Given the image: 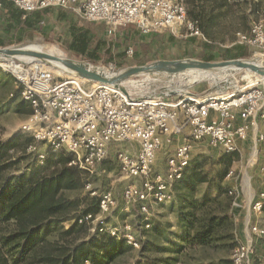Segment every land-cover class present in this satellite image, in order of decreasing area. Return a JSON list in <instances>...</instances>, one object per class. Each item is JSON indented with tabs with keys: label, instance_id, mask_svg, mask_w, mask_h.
Segmentation results:
<instances>
[{
	"label": "built area",
	"instance_id": "2783aa9c",
	"mask_svg": "<svg viewBox=\"0 0 264 264\" xmlns=\"http://www.w3.org/2000/svg\"><path fill=\"white\" fill-rule=\"evenodd\" d=\"M5 2L25 13L47 7L70 10L85 20L104 22L111 38L128 25H135L142 35L164 31L184 38L203 35L199 20L188 17V0H0V9ZM236 43L247 44L254 56L262 57L264 21L253 22L248 32L238 31ZM126 52L128 57L135 56L131 46ZM0 65L16 75L23 88L21 98L31 106L23 132L47 147L43 150L35 144L29 151H36L40 160L49 148L66 151L73 155L69 165L91 172L116 156L128 181L123 197L138 208L144 231L151 230L154 209L173 200L174 187L201 142L229 155L250 149V159L264 176V77L250 74L246 83L209 94L137 98L117 86L73 75L57 79L40 62L15 59ZM162 154L163 165L159 162ZM233 173L230 170L227 177ZM229 195L233 210L241 206L236 189H230ZM99 197V212L84 215L80 222L139 248L142 239L132 223L113 225L107 219L117 206L113 190ZM247 213L264 215V190L250 201ZM244 224V235L236 231L232 264H255L257 257L264 264L258 249L264 241V225L252 217Z\"/></svg>",
	"mask_w": 264,
	"mask_h": 264
},
{
	"label": "rangeland",
	"instance_id": "374dc122",
	"mask_svg": "<svg viewBox=\"0 0 264 264\" xmlns=\"http://www.w3.org/2000/svg\"><path fill=\"white\" fill-rule=\"evenodd\" d=\"M188 17L199 18L203 35L199 40L213 43L224 51L225 47L236 43L238 31L246 32L255 21H264V0H188ZM59 8H53L51 13L45 16L36 28L25 29L20 27L14 31L11 37L4 32V25L0 17V35L9 38L10 44L0 47L29 46L49 52L58 49L64 55L81 59L94 67L98 66L107 72L113 73L125 67H120L115 61L104 65L101 62L92 63L82 56H77L66 49V23L57 19ZM1 12V11H0ZM1 16V13H0ZM136 29V28H135ZM137 32L134 31V33ZM171 32V31H170ZM183 32H185L183 30ZM119 32L112 38L104 33V36L113 43L114 52L119 53L131 46L136 52L134 57H128L129 61H138L146 52L151 61L163 60L162 51L154 49L150 51V42L143 43L139 40L138 32L134 40L122 41ZM171 34H173L171 32ZM181 38L175 35L171 38ZM180 45V44H179ZM146 47V48H145ZM179 48H181L179 46ZM185 52L180 58H198L200 51ZM181 53V52H180ZM256 57V56H251ZM201 59V58H200ZM222 60V59H219ZM146 65V64H133ZM129 67V66H127ZM52 69V68H51ZM57 79L67 75L57 68H53ZM251 72L240 71H213L187 73L186 75L167 77H155L151 75H138L130 78L123 85L129 94L137 98H146L149 95H179L180 93L192 92L200 94L214 93L227 89L239 83H246ZM254 75V74H253ZM88 86L90 84L86 83ZM22 85L14 73L0 65V136L7 140L15 134L28 135L23 132L22 125L31 114V106L21 104ZM176 91L177 93H171ZM182 91V92H181ZM46 150L43 144H40ZM65 151H55L51 154V161H40L39 174H49L53 165ZM223 151L213 148L206 142H201L194 148L193 159L182 181L174 187L175 196L171 202L156 207L153 211V223L151 230L144 231L141 226L138 208L125 202L123 192L128 181L120 169L117 157H109L101 163L97 171L85 170L84 188L70 190L67 197L76 200L77 207L69 218L82 215L85 206L94 203L91 197H99L106 190H113L117 206L107 215L111 224L117 225L126 221L132 223L137 230V235L142 239L139 248H127L111 264H231L234 253L235 241L233 233L239 232L244 235L245 220L251 218L264 225V215H248L250 201L264 190V176L260 173V166L253 164L250 159V149L243 154H237L232 163L234 173L224 179L219 178V171L223 168ZM165 156H159V162L163 165ZM27 161L20 164L17 173L32 172L26 166ZM23 167V168H21ZM205 176V181L196 182V177ZM90 183V186L87 184ZM236 189L239 194L241 206L232 209L230 205L228 189ZM88 197V198H86ZM73 208V207H72ZM236 214L233 216V214ZM208 215L217 216L218 228L215 231L213 241L208 244H197L194 233L201 224H204ZM73 220L65 223L66 228ZM93 224L86 225L84 232L93 235ZM55 239V236H53ZM144 248V249H143ZM260 256L264 258V241L258 243ZM261 263L259 257L255 264Z\"/></svg>",
	"mask_w": 264,
	"mask_h": 264
},
{
	"label": "trees",
	"instance_id": "16d2710c",
	"mask_svg": "<svg viewBox=\"0 0 264 264\" xmlns=\"http://www.w3.org/2000/svg\"><path fill=\"white\" fill-rule=\"evenodd\" d=\"M3 9H6V24L3 30L7 37H11L20 27L34 29L39 26L41 20L51 13L52 7L25 13L11 2L0 10ZM57 19L63 20L67 26L66 34L69 37L66 41L67 51L78 57L82 56L92 63L101 62L104 65L115 61L120 67L151 61L147 52L134 62H128L125 50L114 52L113 43L104 36L106 33L104 22L85 20L64 8L58 10ZM195 19L200 22L199 18ZM126 28H130L131 33H125L123 30ZM135 28V25L120 28L123 42L136 38ZM196 39L197 37L191 38V41L195 43ZM9 40L0 35V46H7L10 44ZM199 47L202 52L198 58L206 61L246 59L253 56L254 52L247 44L238 43L225 47L224 51L219 53L216 45L204 40L200 42ZM21 104L27 103L23 100ZM35 144L40 145L30 135L15 134L7 140L0 136V264H111L127 248L134 249L124 239H117L106 232L82 234L88 223H81L80 219L86 214L96 215L99 212L100 197H91L93 205L85 206L82 215L69 218L78 204L76 200L67 197V192L84 188L85 170L69 165L73 155L67 152L69 156L62 153L58 160L53 162L51 173L39 174L41 166L38 154L36 151H29V147ZM52 152L55 151L50 148L46 151L47 161H51ZM236 156L237 153L223 154L220 179L227 177ZM24 161H27L26 166L32 172L30 175L15 172ZM205 180V176L196 177V182ZM229 191L230 189L228 193ZM229 199L231 205L233 199L231 196ZM217 218L208 215L205 223L197 227L194 233L197 244H208L213 241L219 225ZM71 219L73 221L66 228L65 223ZM233 238L235 248L236 233H233Z\"/></svg>",
	"mask_w": 264,
	"mask_h": 264
},
{
	"label": "water",
	"instance_id": "95a60500",
	"mask_svg": "<svg viewBox=\"0 0 264 264\" xmlns=\"http://www.w3.org/2000/svg\"><path fill=\"white\" fill-rule=\"evenodd\" d=\"M29 46L0 47V62L13 61L21 58H33L38 62L57 68L53 64L64 66L67 75L81 77L92 82H101L117 86L126 94H129L123 85L130 78L138 75H151L167 77L186 75L187 73L213 72V71H248L256 76L264 77V55L262 57L231 58L230 60L206 61L200 58H180L156 60L146 65H130L117 72H107L98 66L94 67L88 62L69 57H63L36 50ZM58 69V68H57ZM171 93H177L171 91ZM169 94V93H166ZM130 95V94H129ZM170 95V94H169ZM157 95H149L152 97Z\"/></svg>",
	"mask_w": 264,
	"mask_h": 264
},
{
	"label": "crops",
	"instance_id": "0c3cea01",
	"mask_svg": "<svg viewBox=\"0 0 264 264\" xmlns=\"http://www.w3.org/2000/svg\"><path fill=\"white\" fill-rule=\"evenodd\" d=\"M5 4H9V3L5 2L4 5ZM0 11H1L0 12L1 21L3 22V25L5 26L6 9L0 10ZM15 31H17V29ZM123 31L125 33L126 32L131 33L130 28H126ZM138 33H139L138 41L139 42L142 41L143 43L150 42V46H149L150 51H153L154 49H160L159 51H162V55H161L162 59H179V57H181L180 55H182V53L185 52L183 48H186V50H188L191 53L194 51H198V50L200 51V53L202 52L201 48L199 47L200 46L199 37H197L196 42L193 43L191 41V38H184L181 36H180L181 38L175 37V39H172L171 37L173 36V34H171L170 31H164L162 33H155V34H145V35L140 34V32ZM179 46L181 48H179Z\"/></svg>",
	"mask_w": 264,
	"mask_h": 264
},
{
	"label": "bare ground",
	"instance_id": "6f19581e",
	"mask_svg": "<svg viewBox=\"0 0 264 264\" xmlns=\"http://www.w3.org/2000/svg\"><path fill=\"white\" fill-rule=\"evenodd\" d=\"M31 48H33V49H36V50H39L40 51V49H37V48H34V47H32V46H30ZM49 53H52V54H55V55H58V56H61V57H63L64 56V54H63V52H61L60 50H58V49H51V50H49ZM21 59H23V60H25V61H33V62H38L37 60H35V59H33V58H31V57H29V58H21ZM10 64L12 63V62H9ZM41 63V62H40ZM45 65V64H44ZM47 65V64H46ZM53 65H55V67H57L61 72H63L64 70H65V68H64V66H61L60 64H53ZM49 68H52L50 65H47ZM53 69V68H52ZM255 75V74H254ZM182 92V91H181Z\"/></svg>",
	"mask_w": 264,
	"mask_h": 264
}]
</instances>
